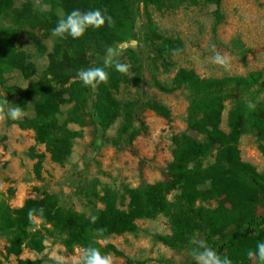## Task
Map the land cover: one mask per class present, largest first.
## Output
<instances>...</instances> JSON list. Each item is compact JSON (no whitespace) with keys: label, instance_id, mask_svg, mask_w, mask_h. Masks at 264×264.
Wrapping results in <instances>:
<instances>
[{"label":"trees","instance_id":"16d2710c","mask_svg":"<svg viewBox=\"0 0 264 264\" xmlns=\"http://www.w3.org/2000/svg\"><path fill=\"white\" fill-rule=\"evenodd\" d=\"M43 3L49 6V11L37 14L27 4L16 8L13 0H0V85L14 70L31 72L28 55L17 49L16 40L20 34H26L34 41L27 28L44 29L51 35L58 22L57 9H62L65 16L73 9H99L114 22L112 26L106 23L100 29L90 28L80 39L64 38L68 51L61 52L56 61L62 72L58 73L55 65L50 66V72L61 86L67 87L41 92L35 101L34 118L16 123L21 129L33 130L36 141L51 149L52 162L63 165L71 155L73 140L78 134L67 128L69 123L85 126V118L90 117L103 140L118 147L122 141L131 145L141 133L142 116L147 110L170 117L169 109L160 102L145 101L142 97L117 100L114 93L124 83L132 86L150 83L163 93L182 89L188 101L186 129L174 137L173 160L163 180L138 188L121 185L118 190L101 184L98 179L81 182L75 194L86 200L89 215L70 208L54 209L47 201L50 197L42 202L27 199L21 207L14 208L0 193V237L6 240L4 257L19 256L25 249L41 253L47 239L58 241L67 251L91 246L98 248L102 255L123 256L112 243L103 242L112 236L137 234V220L162 215L169 221L171 234H152L151 238L175 254L183 255L186 264L194 260L190 255V250L197 247L191 243L193 239L203 241L221 257H228L232 264H260L256 257L249 258L248 252L255 251L258 242H264V171L258 172L251 163L242 161L239 140L243 135L253 134L264 155V68L221 78H201L193 70L180 68L167 86L154 76L146 81L139 55L128 50L126 56L132 77L109 67L105 69L109 73L108 83L93 90L85 87L77 76L86 65L87 54L93 51L104 55L109 47L126 42L141 9L145 48L153 61H161L165 71L173 67L170 59L182 44L162 36L147 10L150 4L160 6L162 0H43ZM214 3L216 27L222 17L220 0ZM98 66L103 67V63ZM226 100L231 101V107L227 116L228 131L224 132L220 122ZM66 103L72 106L60 123V107ZM250 103L255 108H249ZM112 114L121 121L115 137L109 139L105 133L112 124ZM210 203L215 206H206ZM41 208L43 214L37 211L29 217L30 209ZM92 216L98 217L95 223L91 222ZM36 218L40 224L35 222ZM42 262V259H18L16 264ZM125 264L140 262L128 260Z\"/></svg>","mask_w":264,"mask_h":264},{"label":"rangeland","instance_id":"374dc122","mask_svg":"<svg viewBox=\"0 0 264 264\" xmlns=\"http://www.w3.org/2000/svg\"><path fill=\"white\" fill-rule=\"evenodd\" d=\"M13 4L16 8L27 4L32 12L37 14L49 11V6L45 5L43 0H13ZM140 7L142 8V4ZM215 9L214 0H162V4L158 7L150 4L147 10L157 31L162 36L176 39L182 44L181 49L170 59L173 67L165 71L161 61H153L152 55L145 48L142 38V9L140 18L136 20L134 31L128 40L112 46L118 51L116 59L129 65L127 51L136 52L143 63L146 81L154 76L167 86L171 85L175 73L180 68L193 70L201 78L246 75L251 71L263 69L264 0H220L222 21L216 27ZM55 16L58 21L65 16L64 11L57 9ZM27 32L33 36L34 41L30 40L26 34H20L17 44L25 49L23 52L28 55L32 64L31 72L23 73L14 70L5 76L4 83L0 85V93L7 94L10 106L13 104L23 109L25 115L19 121L34 118L35 101L41 92L67 87V85L61 86L56 81L55 76L50 72V66L55 65L58 73L62 72V69L57 67L56 61L60 58L61 52L68 51V42L53 37L44 29L37 27L27 28ZM106 53L107 50L104 55L90 51L86 56L84 69L97 67L103 63ZM216 53L228 56L230 67L224 68L213 63L212 57ZM131 77L129 68L128 78ZM0 96L3 99V96ZM114 97L120 101H132L142 97L145 101L160 102L169 109L171 118H165L151 110L143 114L142 133L145 134V138L150 136L157 142H160L159 140L164 142L165 138V142L167 141V144L173 147L174 137L183 131L180 130V125L186 126L188 101L182 89L163 93L150 83H140L137 86L124 83L119 86ZM64 98L67 99L68 96L65 95ZM71 106L72 103H66L60 107L61 114L58 116L60 123L66 118V111ZM230 107L231 101L226 100L220 122V128L224 132L228 131L227 116ZM85 121V126L74 123L67 125V128L78 136L73 140L71 155L63 165L51 161V149L36 141L33 130L21 129L16 124L18 121L12 120H9L8 124L0 125V193L4 194L8 201L14 200L16 185L19 181L30 184L37 180L41 172L52 171V174L49 173L50 179L46 187L42 190H36L41 187L38 184L31 185L33 193L31 192L27 199L42 202L50 197L51 199L47 201L54 205V209L70 208L76 213L89 215L86 200L75 194L81 182L98 179L101 184L117 190L121 185H128L122 181L120 173L110 170L108 164H103V159L111 160L112 156L118 152L131 154L134 149L127 148L125 141H122L118 147L112 146L103 140L100 129L90 117H86ZM120 121V117L112 114V124L105 133L107 138L115 137ZM13 125L16 130H22V133H18L15 138V147L10 146L8 142V135ZM149 127H151L150 132ZM174 127L178 133L172 132ZM167 130L169 136L162 138L161 135ZM190 135L202 139L195 133ZM156 151L157 145L146 158L140 161L141 168L145 167L147 162L154 161ZM239 151L242 161L251 163L258 172L264 171V155L259 150L253 134L241 136ZM12 160L15 162L11 165ZM113 171H115L114 174H112ZM56 175L58 179L53 181ZM164 178L165 175L162 180ZM206 206L214 207L215 203ZM13 207L16 208V206ZM97 207L101 208L100 205ZM259 213L262 211L260 210ZM35 222L40 224L37 218ZM136 224L139 228L137 234L112 236L103 242L112 243L123 252V256L119 257L110 254L113 264H125L128 260L138 261L140 264H186L183 255L175 254L151 238L152 234L162 236L171 234V227L166 217L158 215L150 220H137ZM44 245L46 249L55 247V255L49 258L48 254L40 256L43 260L40 264H75L76 259L81 255L82 249L75 247L72 251H67L58 241L54 242L52 239H47ZM5 246L6 240L0 237L1 264H16L20 255H10L5 258L3 254ZM23 259L34 261L39 258L33 254L21 256V260ZM191 264H196L195 260Z\"/></svg>","mask_w":264,"mask_h":264},{"label":"clouds","instance_id":"9594fccd","mask_svg":"<svg viewBox=\"0 0 264 264\" xmlns=\"http://www.w3.org/2000/svg\"><path fill=\"white\" fill-rule=\"evenodd\" d=\"M113 25L111 16L106 15L99 9L81 11L73 9L66 16L61 17L56 26L52 29L51 35L60 39L71 37L72 39L82 38L88 29H100L105 24ZM118 51L112 47L107 49L106 56L103 60V67H92L81 70L77 73L78 79L85 87L96 90L99 85L107 84L109 81V73L105 70L109 67H114L118 73L129 74L130 66L128 64L120 63L116 57ZM212 62L224 68L230 67V58L226 55L216 53L212 57ZM3 99H0V125L5 124L8 120L19 121L25 113L19 106H14L7 99L6 93H0ZM249 108H255V104L250 103ZM39 211L43 214V209H30L29 217L31 218L35 212ZM91 222L95 223L98 217L92 216ZM103 232L104 229H98ZM192 244L197 245L190 250V255L195 260L196 264H232L228 257H221L215 250L207 246L203 241L193 239ZM249 258L256 257L260 264H264V242L256 244L255 251L248 252ZM75 264H113L110 255H102L100 250L95 247H87L81 250V255L76 259Z\"/></svg>","mask_w":264,"mask_h":264},{"label":"crops","instance_id":"0c3cea01","mask_svg":"<svg viewBox=\"0 0 264 264\" xmlns=\"http://www.w3.org/2000/svg\"><path fill=\"white\" fill-rule=\"evenodd\" d=\"M19 41V37L16 40V47L18 50L24 51L25 49L23 47H19L17 42ZM171 118V114L170 117ZM149 125V123H147ZM186 126L180 125V130H185ZM151 130V127H149V132ZM22 130H16L15 125L12 126L11 133L8 135V142L10 146L15 147V138L18 135V133H22ZM178 133L177 129L175 130V127L172 128V132ZM182 131V132H183ZM181 132V133H182ZM178 135V134H177ZM145 134L141 133L132 141L131 145H129L127 148H133V153L128 152H118L116 155L112 156L111 160L108 159L107 161L103 159V164H108L110 166V170H116V172L120 173V177L122 178V181L124 183H127L130 188H138L143 187L147 184H153L155 182L161 181L166 173V169L168 164L173 160L172 156V147L171 145H168L167 141L165 142V138L163 139L164 142L153 141L152 137L146 136ZM159 135H157L158 137ZM162 138L165 136H169L168 130L163 133ZM157 145V151H156V157L154 161L147 162L145 167L141 168L140 161H142L146 156L152 152V150ZM15 161H11V165L14 164ZM80 163V162H79ZM14 166V165H13ZM117 168V169H116ZM52 174V171H48ZM42 173V172H41ZM39 175L38 178H36V181H33L30 184H25L21 181H19L16 185V193L14 200H9V204L13 207L16 206V208H19L23 205L24 201L30 196V193L33 191V187L31 185L38 184V186H41L40 188H36L37 191L42 190L44 187H46L48 180L50 179L49 173H43ZM115 171L112 172L114 174ZM45 176V177H44ZM97 178V177H96ZM58 179V176L56 175L55 178H53V181H56ZM31 186V188H30ZM33 193V192H32ZM11 202V203H10ZM15 208V207H14ZM114 245V244H113ZM115 246V245H114ZM116 248L120 250L117 246ZM55 247H51L50 249L44 248V250L41 253H35L34 251L25 249L22 254L18 257L21 260V256L25 255H37V257L40 259V256H45L48 254V258L55 255ZM122 252V251H121ZM123 253V252H122ZM46 257V258H47ZM24 260V259H23ZM46 264V263H45Z\"/></svg>","mask_w":264,"mask_h":264}]
</instances>
